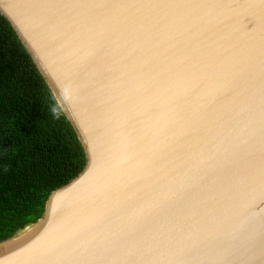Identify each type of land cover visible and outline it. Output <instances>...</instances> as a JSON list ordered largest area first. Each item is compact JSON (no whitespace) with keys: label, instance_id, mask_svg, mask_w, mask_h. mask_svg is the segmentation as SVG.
I'll return each mask as SVG.
<instances>
[{"label":"water","instance_id":"95a60500","mask_svg":"<svg viewBox=\"0 0 264 264\" xmlns=\"http://www.w3.org/2000/svg\"><path fill=\"white\" fill-rule=\"evenodd\" d=\"M0 13L86 157L0 264H264V0Z\"/></svg>","mask_w":264,"mask_h":264},{"label":"trees","instance_id":"16d2710c","mask_svg":"<svg viewBox=\"0 0 264 264\" xmlns=\"http://www.w3.org/2000/svg\"><path fill=\"white\" fill-rule=\"evenodd\" d=\"M85 164L73 125L0 13V243L42 218L51 192Z\"/></svg>","mask_w":264,"mask_h":264},{"label":"clouds","instance_id":"9594fccd","mask_svg":"<svg viewBox=\"0 0 264 264\" xmlns=\"http://www.w3.org/2000/svg\"><path fill=\"white\" fill-rule=\"evenodd\" d=\"M67 98V97H66ZM53 111H55L54 109H53Z\"/></svg>","mask_w":264,"mask_h":264}]
</instances>
